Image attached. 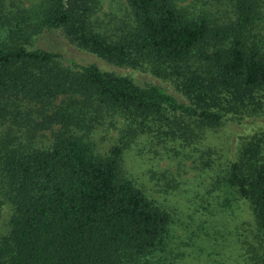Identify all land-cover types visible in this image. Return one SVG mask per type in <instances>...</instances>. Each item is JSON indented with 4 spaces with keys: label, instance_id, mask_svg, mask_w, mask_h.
I'll use <instances>...</instances> for the list:
<instances>
[{
    "label": "trees",
    "instance_id": "1",
    "mask_svg": "<svg viewBox=\"0 0 264 264\" xmlns=\"http://www.w3.org/2000/svg\"><path fill=\"white\" fill-rule=\"evenodd\" d=\"M34 1L5 15L0 0V120L27 134L55 130L42 148L31 137L0 139V194L11 209L0 264H165L170 217L124 176L122 151L140 134L172 141L186 121L212 128L261 108L264 42L255 30L264 0H224L233 11L224 24L190 14L185 0H123L128 20L113 28L95 17L102 0ZM53 30L110 65L146 68L182 101L29 48ZM105 118L119 119L121 133L99 155L87 135ZM263 141L252 138L226 182L248 203L264 245Z\"/></svg>",
    "mask_w": 264,
    "mask_h": 264
},
{
    "label": "rangeland",
    "instance_id": "2",
    "mask_svg": "<svg viewBox=\"0 0 264 264\" xmlns=\"http://www.w3.org/2000/svg\"><path fill=\"white\" fill-rule=\"evenodd\" d=\"M35 4L34 0H2L5 15ZM179 6L217 24L233 19L232 8L224 0H185ZM95 17L113 28L128 20V9L123 0H102ZM255 33L264 42V19L257 23ZM3 36L0 28V41ZM30 44L29 48L58 54L65 64L93 65L127 77L138 86L157 85L182 101L169 82L154 77L146 68L110 65L76 49L58 30L42 32ZM10 121L9 117L0 120V139L8 135L24 142L31 137L38 148L48 146L55 130L27 134V127L18 129ZM184 124L188 129L181 138L162 141L154 134H140L128 141L121 155L124 176L170 217L165 264H264V245L248 203L226 182L227 166L237 160L252 138L264 135V104L256 112H243L212 128L188 121ZM121 126L119 119L105 118L87 135L93 151L106 154L118 142ZM261 146L264 149V141ZM10 215V206L0 194V233L8 229Z\"/></svg>",
    "mask_w": 264,
    "mask_h": 264
}]
</instances>
